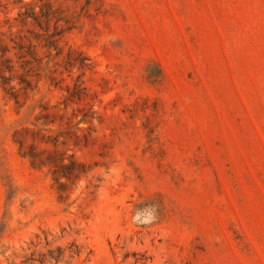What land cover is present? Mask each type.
I'll use <instances>...</instances> for the list:
<instances>
[{"label":"rangeland","instance_id":"374dc122","mask_svg":"<svg viewBox=\"0 0 264 264\" xmlns=\"http://www.w3.org/2000/svg\"><path fill=\"white\" fill-rule=\"evenodd\" d=\"M0 264H264V0H0Z\"/></svg>","mask_w":264,"mask_h":264}]
</instances>
